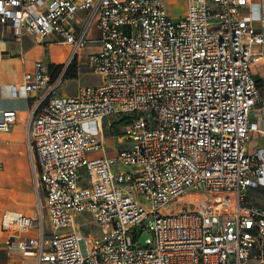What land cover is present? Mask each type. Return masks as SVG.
Wrapping results in <instances>:
<instances>
[{
    "label": "built area",
    "instance_id": "2783aa9c",
    "mask_svg": "<svg viewBox=\"0 0 264 264\" xmlns=\"http://www.w3.org/2000/svg\"><path fill=\"white\" fill-rule=\"evenodd\" d=\"M165 2L0 0V59L25 33L73 47L63 68L38 62L7 88L41 93L28 140L37 213L4 220L18 234L8 246L36 264H264V206L248 200L264 186V117L251 119L264 0L257 20L254 0H187L179 21ZM74 67L102 82L57 96ZM16 120L5 112L0 132ZM34 227L37 237L22 235Z\"/></svg>",
    "mask_w": 264,
    "mask_h": 264
},
{
    "label": "crops",
    "instance_id": "0c3cea01",
    "mask_svg": "<svg viewBox=\"0 0 264 264\" xmlns=\"http://www.w3.org/2000/svg\"><path fill=\"white\" fill-rule=\"evenodd\" d=\"M8 32H12V30L8 29ZM52 41L61 43L63 48L71 50L72 46L65 44L64 38L57 34H52L44 44H38L34 35L29 33L22 35L19 40L8 38L3 44L4 54L0 59V88L2 90L0 121L3 119V114L8 111L16 112L17 120L10 131L0 132V264H36L35 259L27 258L18 250L8 246L9 238L18 234L7 230L4 227V220L6 217L9 219L18 214L33 217L38 209L39 196L33 179L28 140L30 121L41 99V93H33L29 97L11 96L7 88L21 85L25 75L34 72L38 62L58 68L52 66L49 59ZM96 49L97 46H93V51ZM116 146L114 138L109 137L107 154H104L113 155L112 151ZM262 188L264 186L249 190L248 200L250 203L264 206L249 198L251 191H255L257 194ZM40 198L42 201L45 200L43 192L40 193ZM44 219L45 228L47 232H50L51 225L46 213ZM39 233V229L34 227L22 235L37 237Z\"/></svg>",
    "mask_w": 264,
    "mask_h": 264
},
{
    "label": "rangeland",
    "instance_id": "374dc122",
    "mask_svg": "<svg viewBox=\"0 0 264 264\" xmlns=\"http://www.w3.org/2000/svg\"><path fill=\"white\" fill-rule=\"evenodd\" d=\"M260 0H254L255 5H253L250 9V14L253 16L255 20L259 19L261 14H260V8H259V3ZM166 9L168 15L174 19L175 21H179L183 18L185 13L188 10V2L187 0H166L165 2ZM52 47L49 51V59L51 61L52 66L56 67H61L64 66L68 59L70 58L72 52H73V47H71V50L67 48H63L61 43L55 42L53 43L52 41ZM93 51V46L91 45L86 49V52L84 54H89ZM254 72L256 74V77L258 79H262L261 81L264 85V74L261 72V66L258 65L255 67ZM102 82L101 77L96 76L93 72L89 71L88 68H82L81 72L78 77L71 76L70 78L66 79L64 84L61 86V88L57 91L56 95L57 96H75L77 93V90L83 86L87 85H93V84H99ZM261 96L263 97L262 100H260L254 110L251 119L254 121L258 116H263L264 117V86L261 88L260 92ZM112 122H115V118H112ZM263 128H264V123H263ZM259 137H257L256 134L251 139V142L249 143V152L252 150L256 149L259 143H257V140ZM108 146V145H107ZM109 149V148H108ZM128 170L126 167H121L120 165L114 166L113 171L120 172V171H126ZM257 194L255 191L250 192L249 198L253 200V202H256L260 205H264V188L259 190ZM140 199L149 207V202L146 201L144 196H141ZM37 213V209H36ZM91 221V217H86V215L78 216L77 217V223L78 224H84L88 223ZM85 231V229H84ZM148 236L147 233H145L142 237V241L145 240V238Z\"/></svg>",
    "mask_w": 264,
    "mask_h": 264
},
{
    "label": "trees",
    "instance_id": "16d2710c",
    "mask_svg": "<svg viewBox=\"0 0 264 264\" xmlns=\"http://www.w3.org/2000/svg\"><path fill=\"white\" fill-rule=\"evenodd\" d=\"M63 68V66L61 67H58V69H61ZM71 76H75V77H78V74H77V69L74 67L72 69L69 70L68 74H67V79L70 78ZM113 133V132H112ZM120 135V134H119Z\"/></svg>",
    "mask_w": 264,
    "mask_h": 264
}]
</instances>
